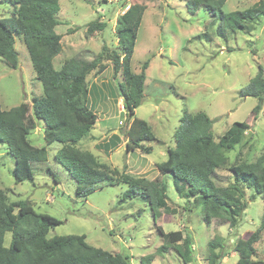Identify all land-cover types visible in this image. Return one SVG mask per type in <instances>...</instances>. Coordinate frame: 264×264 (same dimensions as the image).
Masks as SVG:
<instances>
[{
  "label": "rangeland",
  "instance_id": "obj_1",
  "mask_svg": "<svg viewBox=\"0 0 264 264\" xmlns=\"http://www.w3.org/2000/svg\"><path fill=\"white\" fill-rule=\"evenodd\" d=\"M259 0H225L224 12L244 9ZM264 1V0H262ZM58 24L54 31L61 35V50L53 58L59 70L69 57L93 59L105 45L108 52L101 64L87 74L86 105L97 116L89 132L74 144L80 151H89L98 162L105 164L115 177L114 185L97 187L86 200L77 198L72 183L61 179L54 184L50 177L36 176L33 182L16 183L11 169L13 158L5 144L0 143V188L9 201L24 200L35 214L50 215L60 223L49 230L48 236H86L96 247L127 256L132 264H140L142 256L151 254L150 264H185L173 249L157 254L161 245L158 232L181 230L192 238L193 259L188 264H207V245L224 256L221 264H233L238 255L233 251L237 238H246L260 224L264 211V194L242 184L246 209L236 226L212 218L203 220L202 206L197 197L184 198L175 192L172 179L156 165L164 162L174 149L175 131L183 113L205 112L212 120L215 141L224 136L233 122H246L250 128L240 143L225 150L227 161L213 174L217 186L233 183L230 166L252 162L264 151V101L256 117L252 108L256 98L239 94L252 78L258 66L264 76V17L251 32L217 33L218 20L204 9L191 13L182 0H58ZM133 2L144 5L130 59L133 73L148 60L145 69L143 99L134 116L143 119L152 140H140L148 152L132 148L131 137L138 133L132 116L125 117L119 84L120 71L114 72L111 50H117L115 24L125 7ZM9 0H0V18L11 16ZM212 19L214 21L212 22ZM91 22H104L103 29L88 31ZM18 65L11 68L0 59V102L2 109L24 106L32 114V98L43 95L36 79L22 36L14 34ZM35 146H42L43 124L37 121L29 133ZM56 144L51 145L53 149ZM142 177L165 186L164 195L175 213L161 212L155 219L148 203L140 198L122 199L127 185L123 176ZM63 182V183H62ZM254 197V199L251 198ZM10 234L5 235V243ZM256 257L264 259V228L254 243Z\"/></svg>",
  "mask_w": 264,
  "mask_h": 264
},
{
  "label": "trees",
  "instance_id": "obj_2",
  "mask_svg": "<svg viewBox=\"0 0 264 264\" xmlns=\"http://www.w3.org/2000/svg\"><path fill=\"white\" fill-rule=\"evenodd\" d=\"M187 9L194 13L207 10L218 20L217 33L226 36L228 32H251L256 23L264 17V1L259 0L244 9L228 12L222 10L225 0H182ZM10 17L0 18V59L11 68L18 65L14 48L15 36H22L36 79L40 81L43 95L32 98V114H25L24 106L2 109L0 102V143L5 144L8 155L13 158L11 174L16 183L33 182L36 176L50 177L54 184L61 179L72 183L75 197L86 200L97 187L114 185V175L108 167L96 160L89 151H80L74 144L82 139L96 121V114L87 107L86 76L101 64L108 52L102 45L100 52L91 60L69 57L59 70L53 67V58L61 50V35L54 31L58 24V0H9ZM144 5L133 2L119 16L115 24L117 50H111L114 72L120 71L119 84L125 117L132 116V125L138 133L131 137L132 148L148 152L140 140H152L147 123L134 116L143 99L145 69L148 60L141 64L138 73H133L130 59L134 50L138 27L141 23ZM212 19V22L214 21ZM104 22H91L88 31L103 29ZM243 97L256 98L252 108L254 117L264 101L263 69L258 66L256 74L239 90ZM37 121L43 124L42 146H35L29 133ZM212 120L203 112H185L175 131L174 149L168 151L164 162L156 168L172 179L175 192L186 199L197 197L202 207L203 220L212 218L227 221L234 227L246 209L242 184L264 194V151L252 162H240L230 166L234 182L217 186L213 179L215 170L225 165V150L241 142L244 132L250 128L246 122H233L226 134L215 141L211 131ZM56 146L51 149V145ZM59 174L61 179H59ZM121 182L127 185L122 199L140 197L144 199L155 219L161 212L172 214L175 209L167 203L165 186L157 181L142 177L123 176ZM63 183V182H62ZM254 199L253 196H251ZM24 200L9 201L0 188V264H132L127 256L93 246L84 234L48 236L49 230L60 221L50 215L35 214L28 210ZM264 228V211L260 224L245 238H237L233 251L238 259L233 264H264L256 257L254 243L260 239ZM157 254L173 249L181 261L188 264L193 259V242L189 234L181 230L163 232ZM10 240L5 243V235ZM207 264H221L224 256L215 251L213 242L207 245ZM221 258V259H220ZM151 254L142 256L140 264H150Z\"/></svg>",
  "mask_w": 264,
  "mask_h": 264
},
{
  "label": "built area",
  "instance_id": "obj_3",
  "mask_svg": "<svg viewBox=\"0 0 264 264\" xmlns=\"http://www.w3.org/2000/svg\"><path fill=\"white\" fill-rule=\"evenodd\" d=\"M117 1H118V0H117ZM127 7H128V5L125 7V9H126ZM125 9H124V10H125ZM124 10L122 11V13L124 12ZM122 13H121V14H122Z\"/></svg>",
  "mask_w": 264,
  "mask_h": 264
}]
</instances>
